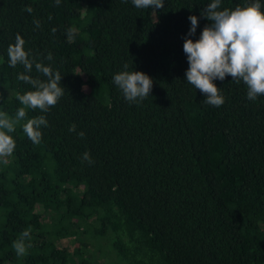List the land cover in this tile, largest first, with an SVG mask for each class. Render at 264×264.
<instances>
[{
  "label": "trees",
  "instance_id": "16d2710c",
  "mask_svg": "<svg viewBox=\"0 0 264 264\" xmlns=\"http://www.w3.org/2000/svg\"><path fill=\"white\" fill-rule=\"evenodd\" d=\"M211 2L164 0L154 11L132 0H0V111L14 117L17 93L34 90L19 74L47 80L34 64L9 66L17 34L65 90L48 112L26 110L13 154L0 158V264H97V252L110 264H264V95L249 100L226 76L213 81L217 108L185 77L184 38L211 24L201 15ZM125 64L153 80L143 101L113 83ZM41 115L36 145L22 124ZM28 228L18 257L12 244Z\"/></svg>",
  "mask_w": 264,
  "mask_h": 264
},
{
  "label": "clouds",
  "instance_id": "9594fccd",
  "mask_svg": "<svg viewBox=\"0 0 264 264\" xmlns=\"http://www.w3.org/2000/svg\"><path fill=\"white\" fill-rule=\"evenodd\" d=\"M56 5L60 0H55ZM136 8H148L153 10L163 8L164 0H132ZM221 0H213L208 4L201 15L211 21L210 25L203 28L198 40L184 38L183 52L187 57L188 68L185 72L186 81L195 89H198L206 98V104L220 107L224 103V97L220 89L213 83L215 80L223 81L230 76L233 81H242L247 87V99L256 100L259 95H264V11L259 0H251L246 6H236L234 9H220ZM26 12L31 14L32 7H26ZM191 27L188 36L196 32L198 20L196 16H189ZM36 27L39 21L34 20ZM55 31V30H53ZM73 29H69L68 38H72ZM25 41L17 34L15 43L7 48V56L10 67L18 64L24 67L26 73H31L33 64L37 72L47 77L46 81L33 79L30 75L19 74L17 79L30 84L34 90L23 94L17 93L16 99L22 107L16 110L15 116L0 111V158H6L13 154L16 142L10 133L16 129V125L25 120L27 109L48 112L54 107L64 94V88L60 81L62 76L58 71H53L50 66H44L29 58V53L24 49ZM52 60L51 53L46 57ZM128 64L124 65V71L113 76V83L122 92L123 97L129 103H138L149 97L153 80L146 74L138 71H129ZM41 126L47 127L46 118L41 115L27 119L22 124V131L33 144H40L42 139ZM76 130V126L70 125L69 131ZM78 135L83 138L84 133ZM83 159L89 164L93 163L90 154L85 152ZM31 228L24 230L19 238L12 244L18 257L27 254L31 244H25L29 238Z\"/></svg>",
  "mask_w": 264,
  "mask_h": 264
},
{
  "label": "rangeland",
  "instance_id": "374dc122",
  "mask_svg": "<svg viewBox=\"0 0 264 264\" xmlns=\"http://www.w3.org/2000/svg\"><path fill=\"white\" fill-rule=\"evenodd\" d=\"M63 242V245H67L68 244V240H64V241H62ZM95 248L96 247H93V251L95 252ZM100 248H101V246H100ZM96 253V252H95ZM108 253H105V254H103L102 256L100 255V253L99 252H97L96 253V255H97V264H110L112 261H113V259L111 258L110 260H108L107 258V255Z\"/></svg>",
  "mask_w": 264,
  "mask_h": 264
}]
</instances>
